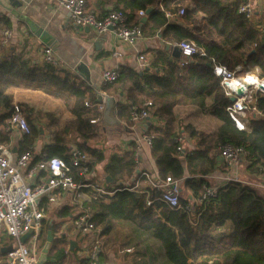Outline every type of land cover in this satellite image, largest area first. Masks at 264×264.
Instances as JSON below:
<instances>
[{"label":"trees","instance_id":"trees-1","mask_svg":"<svg viewBox=\"0 0 264 264\" xmlns=\"http://www.w3.org/2000/svg\"><path fill=\"white\" fill-rule=\"evenodd\" d=\"M110 1L112 10L126 15L128 25H140L142 32L149 27V34L164 29L160 34L165 38L173 32L177 42L193 41L204 50L205 56L170 58L164 49L158 50L144 68L135 70L120 66L118 79L102 87L103 92L115 99L116 117L126 125L131 124L130 114L134 107L146 101L153 103L150 117L155 125H151L148 132L154 135L150 156L157 174L162 179L170 176L180 180V189L189 191L191 199L180 194L179 207L173 209L158 200L161 190L149 186L134 188L138 177L135 153L114 154L104 165L103 173L121 185L103 182L113 194L106 202L90 204L91 221L102 228L103 237L112 234L117 227L125 229L121 244L129 247L131 253L136 249L129 255L131 259L127 264H264V191L242 181H229L216 189L215 197L201 203L196 201L203 187L210 186L207 178L226 171L221 167L225 165L220 160V146L243 147L246 155L242 162L246 169L264 178V95H256L257 112L250 116L249 128L239 131L226 111L229 98L213 74L215 64L230 71L238 66L244 69L255 66L257 77L264 79V39L259 38L250 20L237 13L242 0ZM160 3L163 10H153L147 22L140 24L137 13L149 7L156 8ZM172 3L191 6L183 16L186 21H199L195 33L186 26L168 21L165 12ZM106 15L96 16L100 19ZM199 15L202 17L197 20ZM7 58L1 53L0 43V144L9 141L6 125L13 105L7 90L24 85L63 99L66 104L70 98L73 100L71 106L67 105L73 120L57 130L53 121L48 123L54 129L50 143L44 145L33 163L52 157L69 161L71 146L67 142L71 136L76 147L91 158V167L105 161L103 152L87 143L96 135L90 120H96L100 112L96 107L92 110L85 106L84 87L71 82L67 76L61 78L57 67L45 62L33 63L31 59L14 54ZM121 96L124 102L120 101ZM91 100V104L98 103L96 95H92ZM18 105L23 111L28 110ZM182 106L197 109L217 120L218 125L209 131L200 130L192 123L179 127L175 110ZM27 120L29 131L21 137L19 154L33 147L42 136L43 129L30 117ZM182 136L193 140L196 148L178 152L177 147H183L184 141L179 144L176 140ZM126 181L128 188L124 186ZM190 203L192 207L187 211L185 207ZM68 213V209L59 212L60 217ZM153 243L158 244L161 259H157ZM0 246L7 251L13 248L12 240L5 233L0 235ZM49 256L54 262L48 264H66L62 238L54 240ZM125 257L128 258V254ZM77 262L87 264L85 259Z\"/></svg>","mask_w":264,"mask_h":264},{"label":"built area","instance_id":"built-area-1","mask_svg":"<svg viewBox=\"0 0 264 264\" xmlns=\"http://www.w3.org/2000/svg\"><path fill=\"white\" fill-rule=\"evenodd\" d=\"M59 3L68 13L69 20L77 27L92 28L98 35L112 32L120 43L128 46L134 45L142 35L138 25H128L126 15L120 10H111L105 17L99 19L86 9V0H60ZM237 13L247 20L251 19L253 0H242V3L237 7ZM184 14L183 7H180L175 14L165 12L167 19ZM138 15L143 17L145 12L141 10ZM10 36L9 31L2 32V45L7 43ZM174 46L183 58L194 55L205 56L204 50L193 41L182 40L175 43ZM42 56L45 63L53 67L58 66V61L53 57L50 48H45ZM138 61L141 68L148 65L143 55L138 56ZM213 74L220 80L225 95L228 98H234V101L227 106L226 111L234 122L235 128L239 131L247 130L250 116L257 112L256 95H264V79L241 76L238 67L230 71L219 64L214 65ZM101 77L104 84H111L118 79V73L115 69L104 70ZM238 91H241L240 95L237 93ZM103 100L97 105L98 111L103 110ZM85 106L93 108V105H89L87 102H85ZM152 108L151 101L144 102L140 107H134L130 114V122L133 125L144 127L149 121L151 125L150 112ZM90 122L95 124L96 120H90ZM6 130L19 131L23 134L29 131L27 120L17 104H13ZM153 139L154 135L148 130H143L136 141L138 146L142 145L150 149ZM176 141L181 144L184 139L179 137ZM176 150L178 152L185 151L180 145ZM218 150L220 160L232 174L231 177H225V180L227 182L240 181L235 177H237L238 166L246 155L245 149L241 146L227 144L220 146ZM34 157V152L31 149L14 155L8 145L0 144V235L5 233L13 242V248L4 255L3 264L37 263L43 248L41 241L44 242L46 235L45 207L56 204L59 197L67 193L72 202L79 207V213L73 219L74 229L82 236L90 235L92 237V242L85 253V260L87 264H99L102 228L91 221L90 204L95 201L106 202L107 197L113 193L105 190L101 183L92 179L91 160L78 147L71 149L69 161L52 157L33 163ZM134 163L137 166V152L134 154ZM138 177L140 182L150 188L156 191L161 190L158 199L160 202L173 209L179 207L180 180L170 176L162 179L158 174H150L146 171H141ZM250 185L264 191V178H261L260 182ZM128 187L126 185V188ZM163 188H167L168 191L163 192ZM133 189L129 188V190ZM215 191L204 186L203 193L196 201L201 203L209 197H215ZM191 207L190 203L186 205L185 209L189 211ZM26 234L29 236L25 242H22L21 239ZM125 252L129 253L131 249H126Z\"/></svg>","mask_w":264,"mask_h":264},{"label":"crops","instance_id":"crops-1","mask_svg":"<svg viewBox=\"0 0 264 264\" xmlns=\"http://www.w3.org/2000/svg\"><path fill=\"white\" fill-rule=\"evenodd\" d=\"M59 1L60 0H0V39L2 37L3 31L7 30L11 33V36L7 40L6 44L2 45L0 42L1 53L5 59H8L7 57H9V55L14 54L21 55L26 59H31L33 63H42L44 62L42 56L43 50L45 48H50L52 50L53 57L58 61L57 69L59 71V76L61 78L67 76L71 82L75 84L79 83L82 85V87H84L82 91L83 95L86 98V102H89V105H93L92 110L94 107L97 108L98 104L102 103V101L98 100V97L101 96L102 100L104 96L110 97L102 90V87L107 85L102 82L101 75L104 70H117L120 66H127L129 68L139 70L141 69L138 61L139 55H143L149 64L153 57V53L162 49L167 52V56L170 58L181 57L180 55L174 57L172 53V49L175 47L174 44L177 43L175 40L176 38L174 37L175 34L173 32L170 33L168 38H165L162 36V34H160L164 29L149 34L147 31L149 28L148 27L144 32L141 30L142 35L134 45H124L116 39L112 32H106L102 35H98L92 28L77 27L69 20L68 13H66V11L61 7ZM222 1L233 2L235 0ZM180 7H183L185 11L191 8V6L187 4L176 6L174 3H172L168 5L167 10L168 12L173 11L175 14ZM86 9L94 15L103 16L112 10L111 1L86 0ZM155 9L163 10L162 3L158 4L156 8H153V10ZM137 16L139 18L140 24L147 22V19L146 21L141 22L142 17H140L138 13ZM201 17L202 16L199 15L197 20H200ZM249 20L253 23L255 29L258 31L259 38L264 39V0H253V15ZM168 21L177 26H186L187 29H189V31L192 33H195V29L199 27V21H186L184 20V16H173L168 18ZM27 22L36 24L40 29H42L43 32L46 33L47 38L44 41L40 40L39 37H37L32 31L30 25ZM5 23L7 24L6 26ZM138 26L140 27V25ZM96 41H101V43L95 46ZM168 46L169 48H167ZM238 68L241 76H252L253 78L257 77L258 68L255 66H248L246 69L238 66ZM7 93L12 98V105L22 104L23 106L27 107L28 110L26 112L21 109L26 120L28 117H30V120L34 124L35 121H40V119L43 120L42 126H39L43 129L41 131L42 136L35 142L34 146L30 148L36 157L41 155L44 145L50 143L51 134L54 129L49 127L48 123L53 121V125H56L57 122L54 119L56 117V115L53 114L54 110L57 107L63 109V114H67L66 120L68 121L66 124L73 120V116L70 113V106L73 103L72 98H70L68 100V104H66L63 99L54 98L51 95L45 94L41 90L32 89L31 87L24 85L11 87L7 90ZM92 95H96L98 100L97 104L90 103V101H92ZM120 101L124 102L123 96L120 97ZM103 110L98 111L100 112V115L95 118L97 121L95 124L98 123L101 125V131L105 133L104 135L107 139L105 146L112 148L111 151L113 152L109 150H101L96 146V143L90 141L91 138L88 140V145L101 150L105 158V161L93 165L91 174L92 179L101 183V186L107 190L103 183L106 182L105 175L103 176L102 180H98L95 167L97 165H102L103 170L104 165L112 155H120L128 151L138 153V164L136 169L139 170V173L141 171H146L150 174H157L156 166L150 156V149L142 145L138 146L136 141L139 134L144 130V127H140V125H133L132 123L130 125H126L125 123L121 122L127 130H115V132L108 131L102 124ZM179 113L182 114V111H179ZM150 121L151 125L154 126L155 120L150 117ZM151 125H149V127ZM63 126L59 128H63ZM54 127L56 130L59 129L57 125ZM129 128L132 129V131H130ZM95 131L96 135L99 134L98 130L95 129ZM6 132L9 134V141L6 143V145H8L11 151L15 149V153H12L14 155H18V146L23 133L14 130H6ZM118 132L120 133L116 134ZM72 137L73 136H71V138ZM71 138L68 139L67 143L72 149L73 147H76V144ZM182 138L184 139L183 150L186 151L196 148L195 142L193 140L187 136H182ZM110 140L114 141L111 143ZM242 163L243 162H241L240 166H238L237 176H239V169ZM221 167L226 169L224 173L217 172L207 178L210 185L209 188L216 190L217 188L224 186L227 183L225 177L227 178V176L232 175L231 171L226 167L223 165H221ZM138 180L139 177H137L134 188L136 187L137 189H143L148 186ZM240 181L242 180L240 179ZM260 181L261 176H257L253 182H242L251 184L258 183ZM111 185L117 186L115 182ZM126 185L129 186L128 181L125 182L124 186ZM180 194L191 199L189 195L190 193L187 190H181ZM63 209H68L69 215L60 217L59 212ZM50 212H53L55 218L50 215ZM78 213L79 207L72 202L68 193L62 197H59V200L56 204L45 207L46 234L49 225H52V232L55 231L54 233L56 236L60 233L65 234V239H63V241L65 242L66 264H71L72 258L76 259V264L78 263V259H85V253L87 252L88 248V246H84L83 244L85 238L88 236H82L73 227V219L78 215ZM72 230L74 231L73 234H71ZM110 238H113V236H101V245L98 257L99 264H127V261H130L131 259L129 255L132 253H127L125 251L126 249L130 248L122 245L121 243V245L110 244ZM122 238L123 237L120 238V242H122ZM45 240L44 242L43 240L41 241L43 246L45 244ZM73 242H75L76 245L71 251L70 244ZM0 249L7 250L3 246H0ZM50 252L51 249L48 254V262H54V260H50ZM127 254L128 258L125 257ZM3 260L4 254H0V264H3ZM48 262L46 264H48Z\"/></svg>","mask_w":264,"mask_h":264},{"label":"rangeland","instance_id":"rangeland-1","mask_svg":"<svg viewBox=\"0 0 264 264\" xmlns=\"http://www.w3.org/2000/svg\"><path fill=\"white\" fill-rule=\"evenodd\" d=\"M57 103H58V101H57ZM62 110H63L62 108L60 109V108L57 107L54 110V112H53V114L56 115V117L54 119L57 121L56 125H57L58 128L62 127L63 125H65L67 123V121H68V120H66L67 119V114L64 115ZM179 111H182V114H180ZM189 112H191V113H189ZM175 114H176V123L179 124L178 125L179 127L184 125V124H186V123H192V124L196 125L197 128H199L200 130L209 131L210 129L212 130V129L216 128V126L218 125L217 120H215L212 117H208L206 115L203 116L202 113H200L197 109H195L193 107H189V106L178 107L175 110ZM187 114H188V116H187ZM42 121H43L42 119H40V121H35V125L38 126V127L42 126ZM92 125H94V128L99 131V134H97L95 137L91 138L90 141L96 143V146L99 149H101V150H104V151L105 150H109V151H111L112 148H108V147L105 146V142H107V139H106V137L104 135L105 133L103 131H101V129H102L101 125H99L98 123L97 124H92ZM112 141H114V140H110L111 143H112ZM90 144H93V143H90ZM114 146H115V144H114ZM117 149H119V148H117ZM111 152H113V151H111ZM95 169H96L98 180H102L103 176H104V173H103V170H102V165L101 166L97 165L95 167ZM257 176L258 175H254V174L250 173L246 169V165L244 163H242L241 167L239 169V176H237L235 178L238 179V180L241 179L244 182H253L255 180V177H257ZM230 177H231V175H230ZM50 215L55 218L53 212H50ZM70 226H72V225H70ZM123 229L124 228L117 227L114 230V232L109 235V236H113V238L109 239V243L110 244H118L119 245L121 243L120 242V238L122 236V233H123L122 230ZM73 230L71 231V234H73V232H74ZM107 241H108V239H107ZM91 242H92V237L90 235H88V237L85 238L83 244H84V246H89ZM100 242H101V238H100ZM152 248L156 251L157 259H161L162 252L159 250L158 244H154L153 243L152 244ZM134 251H136V249H134L132 253H134Z\"/></svg>","mask_w":264,"mask_h":264},{"label":"water","instance_id":"water-1","mask_svg":"<svg viewBox=\"0 0 264 264\" xmlns=\"http://www.w3.org/2000/svg\"><path fill=\"white\" fill-rule=\"evenodd\" d=\"M153 11V7H149L146 9L145 11V16L142 17L141 22L146 21L147 16ZM69 16V15H68ZM32 31L35 33V35L37 37H39L40 40L44 41L47 36L46 33L42 31V29H40L36 24H31V22H27ZM46 36V37H45ZM99 43H101V41H96L95 46L99 45ZM52 48V46H51ZM169 48V46L167 47ZM172 53L174 57H177L179 55L178 49L176 47H174L172 49ZM239 95L241 94V91L237 92ZM99 101H102V97H98ZM230 102L234 101V98H229ZM104 102V110L102 113V124L104 125L105 129L108 131H112L115 132V130H119V131H123V130H127L123 124L117 119L116 114H115V99L113 97H105V99L103 100ZM150 125V122L147 121L146 125L144 126V131L148 129ZM130 131H132V129L129 128ZM120 132L116 133L119 134ZM13 153H15V149L12 150ZM139 173V170H136V174ZM134 179H132L133 181ZM105 181L107 184H114V180L109 176H105ZM117 186H120L121 183L117 182L116 183ZM163 192L168 191L167 188H163L162 189ZM29 234H26L21 241L25 242L28 238ZM55 238L52 232V225L48 226L47 229V234H46V240H45V244L41 250V253L38 257L37 263L36 264H46L48 262V254L49 251L51 249V246L54 242ZM70 250L72 251L76 245L75 242L70 244ZM7 250L4 249H0V254H6ZM71 264H76V259L72 258V263Z\"/></svg>","mask_w":264,"mask_h":264},{"label":"flooded vegetation","instance_id":"flooded-vegetation-1","mask_svg":"<svg viewBox=\"0 0 264 264\" xmlns=\"http://www.w3.org/2000/svg\"><path fill=\"white\" fill-rule=\"evenodd\" d=\"M54 238H62L65 239V234L64 233H60L56 236V234L53 232ZM49 260V259H48Z\"/></svg>","mask_w":264,"mask_h":264}]
</instances>
